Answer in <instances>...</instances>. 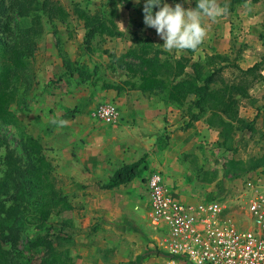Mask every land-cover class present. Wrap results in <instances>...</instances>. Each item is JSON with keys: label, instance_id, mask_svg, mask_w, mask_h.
Segmentation results:
<instances>
[{"label": "rangeland", "instance_id": "374dc122", "mask_svg": "<svg viewBox=\"0 0 264 264\" xmlns=\"http://www.w3.org/2000/svg\"><path fill=\"white\" fill-rule=\"evenodd\" d=\"M54 1L65 8L68 17L62 20L56 16H42L45 30L32 59L33 78L29 89H21L25 102L20 100L13 103L11 108L17 113L18 122L2 132L4 141L0 147V175L5 171L4 160L9 151L14 152L26 165L23 141L37 139L50 163L55 189L67 198L70 208H58L59 212H54L41 229L34 225L24 228L20 232L19 246L23 248L29 239L57 230L74 239V244L68 243L59 248L61 253L71 250L73 264H158L162 257L157 252L156 243L162 231L154 228L148 217L146 181L151 170L160 171L170 191L184 202L196 203L213 197L229 199L238 193L250 172L264 170V79L258 80L250 89L251 98L240 99L239 113L245 124L235 123L234 128L228 131L223 132L216 124H209V115L186 128L190 119L188 111L176 108L178 111L171 116V125L177 126V131L171 130V143L169 132L162 129L160 134L155 135V146L138 160L141 161V170L137 180L133 179L134 183L118 188L106 189L103 184L109 182V175L106 176V179H102L103 184L98 183V186L102 192L109 191L111 197H101L99 200L98 193L90 188L98 189V186L91 181L89 183L95 167L101 169L103 165L119 159L121 141L131 139L139 131L137 129L146 128L149 133L155 134L161 128L152 120L138 122L137 118H129L127 121L123 112L131 114L137 113V110H148L147 103H140L143 98L164 102L158 93L138 90L118 93L104 90L102 85L104 82L120 83L127 79L126 68L119 57L134 44V34L150 39L157 47H162L164 41L154 28L144 23V0L138 4L136 0ZM195 1L163 2L173 7L180 3L187 10L195 9ZM225 1L227 9L233 11H228L215 22L207 18L202 21L204 25L211 24V31L194 58L203 59L206 55L216 54L211 46L216 40L223 44V55L228 57V61L222 63L244 60L242 65L247 66L261 61L257 75L264 77V50L256 45H252L251 51H246L247 47H244L251 42L245 41L251 36L248 29L251 30L253 25L245 24L244 19L258 17L253 23L259 25L264 19V8L261 9L262 13L249 8L236 10L235 2L239 3L240 0ZM158 10L159 6L153 9L154 12ZM81 12L90 15L100 13L113 18L124 36L111 38L97 33L91 35L80 17ZM230 12L236 13L240 23L230 21L231 17H235ZM217 21L224 26L219 23L216 27ZM230 27L234 37L230 42L221 41L217 32L222 28L224 32L229 31ZM3 36L5 40L12 39L11 35ZM168 53L180 58L183 51ZM65 54L75 67L86 68L92 76L84 81L77 73L74 76L66 73ZM223 75L232 81L238 75V70L229 67ZM125 95L137 102L131 100L133 106L125 104L122 107L121 98ZM108 102H114L120 111V118L114 124L104 123L95 117L99 105ZM164 106L170 108L167 104ZM148 108L151 110V106ZM180 111L183 114L179 115ZM53 119L64 120L67 124H53ZM247 123L254 125L255 133L248 130ZM156 147L160 150H155ZM10 192L14 193L15 189ZM107 201L113 202L111 209L105 206ZM144 251L148 252L144 255L150 257L141 258ZM39 262V259H30L27 263Z\"/></svg>", "mask_w": 264, "mask_h": 264}, {"label": "trees", "instance_id": "16d2710c", "mask_svg": "<svg viewBox=\"0 0 264 264\" xmlns=\"http://www.w3.org/2000/svg\"><path fill=\"white\" fill-rule=\"evenodd\" d=\"M197 3L198 0L194 8ZM43 15L62 20L68 17L65 8L54 0H0V147L4 141L2 132L18 122L11 106L20 100L25 102L21 89H29L33 78L32 59L45 30ZM80 17L91 35L124 36L109 16L81 12ZM3 35H11L12 39L5 40ZM133 41L128 51L119 57L126 68L127 79L120 83L104 82V90L161 94L167 105L188 111L190 119L186 128L208 115L209 124H216L223 132L234 128L235 123L245 124L240 118L239 102L241 98H251L250 89L264 79L263 75H257L261 61L243 69L236 62L222 63L228 61V57L220 53L195 59L198 50H186L180 58H174L146 37L134 34ZM60 51L64 54L62 49ZM63 59L66 73L71 76L77 73L84 81L92 76L86 68L75 67L66 54ZM229 67L238 70L232 81L223 75ZM246 126L252 133L256 132L252 123ZM23 149L27 164L23 165L22 159L9 151L4 160L5 171L0 175V264H28L30 259H39L38 264H73L71 250L61 253L59 248L74 244V239L61 231H50L29 239L23 248L19 246L20 232L24 228L34 225L41 229L54 212H59L58 208H70L67 198L55 189L50 163L42 153L41 143L29 138L23 141ZM140 162L117 170L103 188L114 189L131 182L140 174ZM13 188L15 192L11 193Z\"/></svg>", "mask_w": 264, "mask_h": 264}, {"label": "built area", "instance_id": "2783aa9c", "mask_svg": "<svg viewBox=\"0 0 264 264\" xmlns=\"http://www.w3.org/2000/svg\"><path fill=\"white\" fill-rule=\"evenodd\" d=\"M95 117L114 124L120 111L103 103ZM148 217L162 231L158 264H264V170L250 172L229 199H177L160 171L148 178Z\"/></svg>", "mask_w": 264, "mask_h": 264}, {"label": "crops", "instance_id": "0c3cea01", "mask_svg": "<svg viewBox=\"0 0 264 264\" xmlns=\"http://www.w3.org/2000/svg\"><path fill=\"white\" fill-rule=\"evenodd\" d=\"M233 1V0H231ZM241 2H235V8L236 10H238V8H245L244 4L246 2H248V0H240ZM218 3L220 4L221 7H226L227 6V2L225 0H218ZM238 3V4H237ZM264 8V0H250V6L249 9H253L255 11H257V13L261 12V9ZM228 11H233V10H228ZM231 14H234L233 16L235 17H231L230 21L234 22L235 24L240 23V19H238L236 13L234 12H230ZM262 13V12H261ZM260 15V14H259ZM258 17L255 18H248V19H244V23L245 24H253L251 27V30L248 29L249 33L251 34V36L247 39L245 42L251 41L247 46L245 45L244 47H247L246 51H251V47L252 45H256L259 49L264 50V22L262 20V23H260L259 25H257L255 20ZM264 18V17H263ZM220 21H217L215 23L216 27L219 26ZM243 23V24H244ZM224 26L223 23H220ZM210 23L205 24L204 26L207 29V36L209 34V32L211 31L210 28ZM250 28V27H249ZM218 31V30H217ZM217 34L219 35L221 41H226V42H230L231 39L234 37L233 35V30L230 27L229 31L224 32V28L220 29ZM221 34V35H220ZM213 48H215V52L216 53H220L223 54V49L221 48V46H223V44L220 45L219 41L213 42ZM256 52V51H255ZM239 61V66L243 69H247L253 65H242V63H244V60H238ZM237 61V63H238ZM241 61V63H240ZM122 100V107L125 106V104H129L131 106H133V102L131 100H135L134 102H137L136 99H133L131 96L125 95L124 97L121 98ZM144 103L146 105V108L148 110L146 111H142L139 112L137 110V113H129L128 111L123 112V116H125V119L128 121L129 118H137L138 122L140 121H144L145 119L147 120H152L156 123V125H158L159 127H161L160 129H157V132H155V134H151L147 131L146 128H140L137 129L139 131L136 132V134L134 136H132L131 139L128 140H124V142L121 141V145L119 147V151H120V155H119V159H115L114 163L112 164H105L103 165V167L101 169H98V167H95V171H93L92 175L89 177V183L90 181L98 186V183L103 184L104 181H102V179H106V176L109 175L108 180L110 181L111 177L114 175V173L119 170L120 168L124 167L126 164L129 163H134L136 161H138L139 159H141L148 151L150 148H153L155 146V142L153 140H155V135L160 134L159 132L163 129L167 130L169 133V140L171 143V130L172 131H177L175 125H171V116L176 114L178 110H176L175 108H173L172 106H168L170 108H166L164 106V104H166L165 102H156L154 100H150L148 98H143L140 103ZM138 104V103H137ZM149 106H151V110L152 112H149L151 110H149ZM183 114V111L179 112L180 114ZM139 126V125H137ZM157 133V134H156ZM154 135V136H152ZM152 145V146H151ZM171 147V144L169 145ZM155 150H160L158 147H156ZM156 170L152 169L151 173L155 172ZM151 175V174H150ZM149 175V176H150ZM136 179V178H135ZM137 180V179H136ZM135 180L129 182V183H134ZM104 185V184H103ZM146 186H147V190H148V179L146 181ZM94 192H97V198L99 196V200H101L100 198H108L111 197V193H109V191H100V187L98 186V189L96 187H90ZM96 198V199H97ZM149 203V199L147 200ZM105 206H107V208L111 209L114 204L112 201H107L106 203H104ZM147 251H144L141 255V258H146V257H150L144 254H147Z\"/></svg>", "mask_w": 264, "mask_h": 264}, {"label": "clouds", "instance_id": "9594fccd", "mask_svg": "<svg viewBox=\"0 0 264 264\" xmlns=\"http://www.w3.org/2000/svg\"><path fill=\"white\" fill-rule=\"evenodd\" d=\"M140 0H136L138 4ZM159 6L158 11H153ZM250 0L244 4L249 8ZM144 23L154 28L157 35L164 41L161 47L165 52L197 51L207 36V29L202 21L207 18L213 22L227 14V7H221L218 0H198L195 9H187L176 3L173 7L163 0H146L143 8ZM53 124L65 126L64 120L51 121Z\"/></svg>", "mask_w": 264, "mask_h": 264}]
</instances>
